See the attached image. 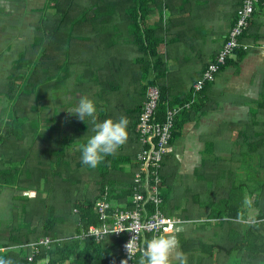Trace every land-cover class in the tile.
I'll return each mask as SVG.
<instances>
[{
	"label": "trees",
	"instance_id": "16d2710c",
	"mask_svg": "<svg viewBox=\"0 0 264 264\" xmlns=\"http://www.w3.org/2000/svg\"><path fill=\"white\" fill-rule=\"evenodd\" d=\"M110 1L48 0L44 12L47 9L60 21L49 26L47 14L43 12L33 42L19 54L7 84L1 87L0 97L12 106L7 123H0L7 135L4 144L10 139L17 141V184L0 183V189L17 186V229L0 231V260L8 264H22L29 253L23 246L45 237L52 243L40 250L34 259L36 264H119L121 260L125 238L108 236L96 241L93 238L82 240L77 235H82L91 226L102 225L95 213L99 201H107L112 212L134 209L129 200L136 188L137 159L125 158L121 146L115 155L106 156L98 167L84 165L80 146L94 135L90 118L85 122L75 121L78 129L71 136L63 131L69 122L68 118L63 119L61 104L53 107L55 114L51 116L47 104L52 99L51 92L61 90L76 76L71 88L73 93H84L89 99L96 97L106 102L105 105L96 103L97 122L118 120V114L124 112L131 118L138 115L135 110L139 111L143 103L138 115L141 119L149 87H157L161 93L160 121L167 108L172 107L160 82L167 64L158 51L159 29L144 23L146 16L160 8L157 1L162 0H128V7L125 5L127 0H113L121 5L112 8ZM262 1L259 0L257 5ZM115 15L127 18L121 23L108 21ZM251 21L242 42L246 43ZM82 40L88 42L82 44ZM128 47L133 49L131 54L126 50ZM88 48L90 54L86 52ZM246 53L237 51L240 57ZM128 67H134L133 70L140 73L151 70L158 77L143 88L139 80L125 84L115 75L120 72L124 76ZM126 95L134 105L113 103ZM137 96L140 98L136 99ZM135 100L141 101L140 105L136 106ZM75 107L72 101L67 113ZM259 112L264 114L262 108ZM179 131L177 123L174 138L177 139ZM238 138L242 141L241 152L246 159L245 169H240L245 173V181L238 180L236 169L229 166L227 170L215 169L211 183L216 198L208 202L211 204L209 216L219 219L217 224L223 229L215 235L221 238L218 254L208 255L206 250L192 246L190 239L184 238L182 258L185 264H264V134L250 133L246 127ZM253 157L258 160L256 166L251 163ZM127 164L131 167L126 168ZM254 177L257 182H252ZM25 192L31 195H24ZM222 192L225 196L221 197ZM245 193L250 197V205L243 215L241 206ZM253 207L258 215L250 220ZM192 217L187 207L181 215L170 218L189 221ZM239 219L247 222L239 223ZM238 227L239 234L245 232L243 245L239 247ZM149 237L152 238L146 236V240ZM141 258L142 252L137 255L136 264H140Z\"/></svg>",
	"mask_w": 264,
	"mask_h": 264
},
{
	"label": "crops",
	"instance_id": "0c3cea01",
	"mask_svg": "<svg viewBox=\"0 0 264 264\" xmlns=\"http://www.w3.org/2000/svg\"><path fill=\"white\" fill-rule=\"evenodd\" d=\"M243 2L244 0H162L160 3L157 1L160 8L157 7L151 15L146 16L144 23L150 28L159 29L161 43L158 51L167 64L160 82L172 106L192 102L193 87L225 46L237 24ZM46 5L47 0H0V93L1 87L8 82L17 57L33 42ZM119 5L121 4L113 0L109 3L111 8ZM125 5L129 6L128 0ZM124 18L127 17L115 15L109 17L108 21L121 23L126 20ZM246 43L252 49L243 57L238 54L231 57L215 83L206 87L193 108L181 113L177 121L180 131L177 139L174 138L173 152L163 161V186L161 184L160 189L163 213L170 217L178 216L188 207L190 215L194 216L186 221L189 224L179 226L177 232L171 234L179 241L176 252L181 257L184 238H189L192 246L206 250L208 255L218 254L221 238L218 239L215 235L223 229L217 224L219 219L210 218L208 210L211 205L208 202L216 198L211 191L215 169L227 170L232 166L237 171L238 180L244 182L246 176L240 169H245L246 159L241 152L242 141L238 137L243 135L246 127L250 133L264 134V114L259 112L261 108L264 110V1L255 8ZM126 50L128 54L133 52L132 47ZM128 68L127 75L130 70L134 71V67ZM157 77L154 71L146 73L142 70L138 79L141 88L154 82ZM74 78L76 76L61 90L51 92L52 99L47 101L49 116L55 114L53 107L61 104L60 111L66 120L70 117L67 113L68 106L72 101L76 106L79 98L85 96L84 93L71 91L75 85ZM59 91L61 93L55 95ZM95 101L102 105L106 103L100 99ZM135 101L136 106L140 105L141 101ZM113 103L134 105L130 100L127 102L120 99L113 100ZM6 105L8 102L0 97V106L4 107L0 108V123H7L10 116L12 106ZM140 110L135 112L139 115ZM127 115L124 112L117 117H126L129 121L128 140L123 145V152L125 158L136 161L141 151L137 127L140 115H132L131 118ZM70 129L69 125L63 127V131L72 136L75 128L72 131ZM6 140L4 128H0V183L17 184V141L10 139L5 145ZM251 160L253 166H256L257 158L253 157ZM125 167L130 168L131 165L127 164ZM252 182H257V179L254 177ZM16 184L11 188L0 189L1 197L9 198L3 192L10 191L13 192L12 200H16ZM220 196H225V193H220ZM249 199L248 193H245L241 206L243 215L247 205H250ZM129 202L131 204V200ZM13 207L17 205L13 204ZM252 209L249 216L253 218L250 220L258 215V211L254 207ZM238 222L247 221L239 219ZM204 224L205 227L202 226ZM237 230L239 247L244 242L245 232L239 234L240 228ZM77 237L80 238V235ZM226 247L230 248L229 244ZM178 262L175 261V264ZM43 263L45 262L40 264Z\"/></svg>",
	"mask_w": 264,
	"mask_h": 264
},
{
	"label": "built area",
	"instance_id": "2783aa9c",
	"mask_svg": "<svg viewBox=\"0 0 264 264\" xmlns=\"http://www.w3.org/2000/svg\"><path fill=\"white\" fill-rule=\"evenodd\" d=\"M258 2L259 0H244L236 21L237 24L230 33L225 46L215 60L209 64L203 77L193 87L192 102L178 107H168L163 120L160 121L161 93L157 87L148 88L147 101L144 104L138 126L142 148L137 155L139 170L135 174L136 188L131 197V204L134 209L112 212V207L107 201H99L95 211L102 225L99 227L91 226L80 235L81 239L93 238L96 241H101L108 236H114L116 239L125 238L119 264H123L124 260H127L128 264H136L137 255L141 252L140 249L144 247L146 236L174 234L179 226L187 223L185 220L170 218L162 211L163 201L160 197V187L163 161L173 152L172 144L175 129L181 113L193 108L206 87L215 83L221 71L226 67L228 60L236 55L237 51L249 52L252 49V46L242 42L241 38L249 26ZM105 227L109 230L115 228L123 232L113 234L109 231L108 234H105ZM134 237V255L130 258L125 245ZM51 243L52 240L45 237L35 243L24 245L23 248L30 252L22 264H36L34 259L40 250L47 248Z\"/></svg>",
	"mask_w": 264,
	"mask_h": 264
},
{
	"label": "clouds",
	"instance_id": "9594fccd",
	"mask_svg": "<svg viewBox=\"0 0 264 264\" xmlns=\"http://www.w3.org/2000/svg\"><path fill=\"white\" fill-rule=\"evenodd\" d=\"M97 111L96 103L87 96H81L76 107L68 111L80 121L85 122L86 118H90L93 124L92 132L94 135L80 146L81 162L90 168L98 167L106 156L115 155L128 140L129 121L126 117L97 122ZM109 231L113 234L123 232L115 228L109 230L105 227L104 233L108 234ZM178 246L179 241L175 235L153 236L150 240H146L144 247L140 249L142 252L140 264H175V261H179V264H185V260L176 252ZM125 247L131 258L134 255L135 237ZM0 264H8V262L0 260ZM123 264H128V261L124 260Z\"/></svg>",
	"mask_w": 264,
	"mask_h": 264
},
{
	"label": "rangeland",
	"instance_id": "374dc122",
	"mask_svg": "<svg viewBox=\"0 0 264 264\" xmlns=\"http://www.w3.org/2000/svg\"><path fill=\"white\" fill-rule=\"evenodd\" d=\"M21 1H23V0H17V2H21ZM41 13H42V11H41ZM44 13L47 14L46 19L49 21L48 22L49 26H52L53 24L60 21V19L55 18V16H53V13L49 12L47 9ZM84 42H88V40H82V44H84ZM86 52L88 54H90V48H88ZM130 71L131 72H129L128 75L126 72H124V76H122L121 73L118 72L117 75H115V76L117 77L118 80L124 81L125 84H128L129 82H132V81H137L140 77V71H136V70H134V71L130 70ZM60 93H61V91L55 92V95L60 94ZM92 100L95 101L98 99L96 97H92ZM120 100L127 101V102L129 101L127 95L121 97ZM6 106H8V105H6ZM0 108H4V107L0 106ZM69 116L70 117H68V119H67L69 122L68 125L70 126L71 129L75 128V130H77L78 125L75 123V121H79V119L72 114H69ZM3 193H5L7 196H9V198L6 196L1 197V195H0V231H5L7 229H17V224H16L17 207H13V204L17 205V199L12 200L13 192L5 191ZM24 195H31V194H30V192H25Z\"/></svg>",
	"mask_w": 264,
	"mask_h": 264
}]
</instances>
